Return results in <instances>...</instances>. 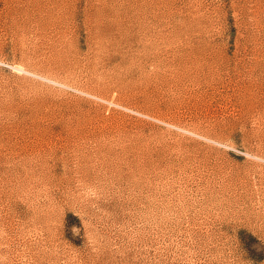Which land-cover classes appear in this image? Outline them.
<instances>
[{
    "label": "rangeland",
    "instance_id": "374dc122",
    "mask_svg": "<svg viewBox=\"0 0 264 264\" xmlns=\"http://www.w3.org/2000/svg\"><path fill=\"white\" fill-rule=\"evenodd\" d=\"M0 264H264V0H0Z\"/></svg>",
    "mask_w": 264,
    "mask_h": 264
},
{
    "label": "bare ground",
    "instance_id": "6f19581e",
    "mask_svg": "<svg viewBox=\"0 0 264 264\" xmlns=\"http://www.w3.org/2000/svg\"><path fill=\"white\" fill-rule=\"evenodd\" d=\"M21 68V67H20Z\"/></svg>",
    "mask_w": 264,
    "mask_h": 264
}]
</instances>
